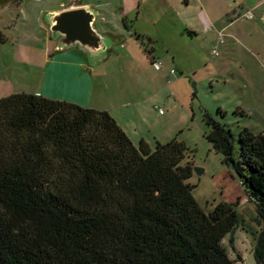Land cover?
Instances as JSON below:
<instances>
[{"label": "trees", "instance_id": "16d2710c", "mask_svg": "<svg viewBox=\"0 0 264 264\" xmlns=\"http://www.w3.org/2000/svg\"><path fill=\"white\" fill-rule=\"evenodd\" d=\"M135 37L153 62L154 40ZM205 116L206 138L256 206L254 256L264 264V133L243 128L236 159L232 129ZM187 157L176 137L135 144L108 110L40 93L0 97V264H237L223 243L237 211L201 206Z\"/></svg>", "mask_w": 264, "mask_h": 264}, {"label": "rangeland", "instance_id": "374dc122", "mask_svg": "<svg viewBox=\"0 0 264 264\" xmlns=\"http://www.w3.org/2000/svg\"><path fill=\"white\" fill-rule=\"evenodd\" d=\"M180 1L173 0L172 8L167 7L168 0H150L143 5V14L149 17L147 23H141L144 28L162 30L164 12H170L173 22L181 18L172 32L160 33L167 44H149L164 68L156 70L143 44L135 36L128 40L126 35L129 49L107 41L110 50L99 58L102 66L96 68L101 73L98 86L116 91L137 84L138 77H160L161 92L145 103L152 133L161 142L176 137L187 145L190 157L186 160L193 161L194 171L187 182L194 185V196L206 211L222 201L234 205L239 224L224 237L223 243L237 264H256L254 248L262 231L256 220V206L234 168L224 163L223 155L206 138L210 125L205 113L232 129L236 159L241 157L239 133L243 128L264 133V2L255 6L263 0H202L187 7L185 0ZM251 10L255 16L248 19L246 14ZM6 19L13 22L9 15ZM22 23V34H13L7 28L8 39L0 50V97L18 92L40 93L45 69L55 50L46 34L39 35L40 45L31 46L34 35L25 32L27 22ZM218 30L225 35L215 54ZM124 52L134 57L124 58ZM170 69L176 75L167 84L165 76ZM219 109L224 116L218 113ZM148 139L155 148L158 139L152 135Z\"/></svg>", "mask_w": 264, "mask_h": 264}, {"label": "crops", "instance_id": "0c3cea01", "mask_svg": "<svg viewBox=\"0 0 264 264\" xmlns=\"http://www.w3.org/2000/svg\"><path fill=\"white\" fill-rule=\"evenodd\" d=\"M148 1L150 0H0V50L2 44L8 39L7 28H10L13 34H22L24 32L22 22L25 20L27 22L25 32L34 35L31 38V46L40 45L39 35L44 34L55 44L54 53L49 58V65L45 69L40 94L66 99L96 109L108 110L135 144L144 140L151 146L148 139L150 135L157 138V141L160 139L158 135L155 136L152 133L153 127L150 124L145 103L152 96L161 92L160 77L151 76L145 79L138 77L137 84L126 85L124 89L120 88L116 91L100 89L98 82H100L101 73L96 70L102 66V63H99V58H91L79 46L58 51L56 49L58 42L49 38L50 29L45 19L46 14L87 6L96 13V24L99 31L111 41L119 43L124 49H129L131 45L127 43L126 35L130 37H128L129 40L131 36H135V33L147 35L155 42L166 43L164 40L162 41L160 33L172 32L174 25L178 26L181 18L179 21L173 22L172 15L168 14L170 12H164L165 15L161 19L166 21L162 30L159 31L157 27L155 29H150L148 26L142 27L141 23L145 24L149 19L143 14V5ZM172 1L168 0L167 7H173ZM185 1L188 7L193 1L198 3L202 0ZM175 2L181 1L175 0ZM262 2L264 0L256 3L255 6ZM137 7L138 11L136 12ZM178 8L181 10L180 7ZM8 15L11 18L10 21H13L12 23L6 19ZM100 25H102V29ZM189 29L193 34H198V31H194L196 30L194 27H189ZM13 34L11 33V35ZM122 56L128 58L134 57V54L124 52ZM152 56L154 68L161 71L164 68L163 63L158 60L154 51ZM148 57L151 59L150 56ZM157 62H160L161 65L158 66ZM172 70L170 69L167 75H164L167 78V84L171 83V76L176 75V71L173 74Z\"/></svg>", "mask_w": 264, "mask_h": 264}, {"label": "water", "instance_id": "95a60500", "mask_svg": "<svg viewBox=\"0 0 264 264\" xmlns=\"http://www.w3.org/2000/svg\"><path fill=\"white\" fill-rule=\"evenodd\" d=\"M45 19L50 29L49 38L58 42V51L79 46L91 58H100L110 50L107 41L111 40L99 31L96 13L90 7L64 9L54 14H46Z\"/></svg>", "mask_w": 264, "mask_h": 264}, {"label": "built area", "instance_id": "2783aa9c", "mask_svg": "<svg viewBox=\"0 0 264 264\" xmlns=\"http://www.w3.org/2000/svg\"><path fill=\"white\" fill-rule=\"evenodd\" d=\"M254 16H255V15H254V13H253L252 10H251V11H248L247 14H246V18H248V19H252V18H254ZM224 35H225V34H224L223 31H220L219 34H218V43H217V45L213 48V52H214L215 54L218 53V46H219V44L223 43ZM157 65L160 66L161 63H160V62H157ZM172 73L175 74V71L172 70ZM159 110H160V113H163V109L159 108Z\"/></svg>", "mask_w": 264, "mask_h": 264}]
</instances>
